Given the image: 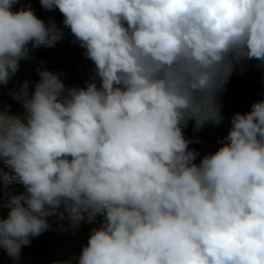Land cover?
Listing matches in <instances>:
<instances>
[{
	"label": "clouds",
	"instance_id": "1",
	"mask_svg": "<svg viewBox=\"0 0 264 264\" xmlns=\"http://www.w3.org/2000/svg\"><path fill=\"white\" fill-rule=\"evenodd\" d=\"M16 4L0 0V85L65 28L92 68L66 87L37 66L9 89L22 113L0 106L10 264L49 217L91 225L78 254L50 264H264V93L213 151L183 134L224 119L219 96L243 62L264 68V0H39L60 27Z\"/></svg>",
	"mask_w": 264,
	"mask_h": 264
},
{
	"label": "rangeland",
	"instance_id": "2",
	"mask_svg": "<svg viewBox=\"0 0 264 264\" xmlns=\"http://www.w3.org/2000/svg\"><path fill=\"white\" fill-rule=\"evenodd\" d=\"M20 5H30L38 18L45 21L51 18L58 27L61 26L62 14L56 9L51 11L43 9L39 0L25 2L17 0L13 10ZM72 39L71 33L65 28L63 38L53 47H37L31 52V59L19 60V67L9 79L8 84L0 85V106L7 104L10 113H22L21 105L11 98L9 89L19 86L24 80L30 82L38 80L35 72L37 66L62 74L60 78L66 87L73 85L83 87V82L87 79L92 64L82 55L83 49L73 43ZM243 64L245 70L239 73L234 70L220 93L219 102L222 105L221 112L224 119L217 125L207 123L198 131H193L192 122L189 121L187 127L183 129L184 136L193 141L188 147L200 155L213 151L218 146L217 140L226 135L229 126L228 118L234 111L248 110L250 104L264 93V68L257 67L254 59L245 61ZM30 89L31 83L29 84ZM9 188L14 192L22 190L18 184L9 185ZM4 198L0 194V218H3L7 212V209L2 206ZM47 219L52 228L32 237L29 245L21 247L17 264H50L52 260H64L78 254L91 225L82 221L76 230L67 227L62 229L61 225H66L67 221H58L55 217ZM0 264H10V258L4 254L2 248H0Z\"/></svg>",
	"mask_w": 264,
	"mask_h": 264
},
{
	"label": "bare ground",
	"instance_id": "3",
	"mask_svg": "<svg viewBox=\"0 0 264 264\" xmlns=\"http://www.w3.org/2000/svg\"><path fill=\"white\" fill-rule=\"evenodd\" d=\"M20 1L25 2V1H27V0H20Z\"/></svg>",
	"mask_w": 264,
	"mask_h": 264
}]
</instances>
